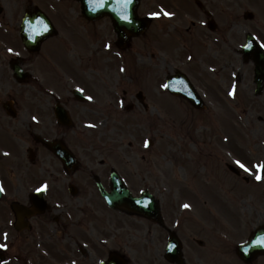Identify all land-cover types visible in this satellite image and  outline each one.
<instances>
[{"label": "rangeland", "instance_id": "obj_1", "mask_svg": "<svg viewBox=\"0 0 264 264\" xmlns=\"http://www.w3.org/2000/svg\"><path fill=\"white\" fill-rule=\"evenodd\" d=\"M195 1L211 9L218 30L199 24L205 15L194 7ZM29 2L44 6L59 25L61 40L50 39L47 45L53 48L51 52L64 53L65 60H60L59 66L63 76L74 72L96 103L95 107L94 103L80 107L81 121H96L93 127L100 130H86L79 142L75 138L82 157L93 162L111 159L112 150L120 153L116 146L121 147L120 154L129 159V186L150 191L161 203L166 226L176 230L182 243L181 264H237L222 239L225 226L233 225L232 232L238 222L264 218V195L259 193L264 173L256 179L257 166L264 165V89L259 95L253 94V65L250 60L243 61L240 53L245 29L263 37L264 42V0H143L139 12L158 15L151 29L125 49L114 45L108 18L86 24L79 19L81 25L75 21L72 23L76 25L71 24V17L79 15L74 0H14L6 3L5 16L12 21V16L21 12L19 5ZM247 11L253 16L245 17ZM164 12L172 15L164 16ZM191 19L197 24L191 25ZM67 46L74 49V56L69 55ZM66 56L73 57L75 63ZM174 68L188 76L205 109L196 110L183 98L166 93L162 78L173 74ZM46 69L49 73L52 67L47 64ZM138 90L146 97V111L137 103ZM20 95L18 116L24 123L28 104ZM130 104L133 108L125 110ZM84 129L82 126V132ZM146 139L152 142L150 148ZM4 140L5 136H0V146ZM237 160L249 171L240 168ZM226 163L236 167L239 175ZM246 176L251 177L250 182L242 180ZM5 203L0 204V242L12 241V247L6 246L7 256H16L11 264H23L24 258L28 264H72L78 253L72 244L47 238L34 242L30 232L24 231L12 239ZM185 204L190 207L185 208ZM195 211V220L201 223L202 218L208 219L209 229L192 222ZM135 218L112 215L104 222L106 231L102 233L116 237L112 249L121 246L129 264H174L164 259L167 232L155 223ZM99 222L98 217L92 219L88 225L92 230L83 227L79 238H86V232L89 237L100 236L95 230ZM196 239L204 240V245L199 246ZM56 244L68 249L65 255ZM75 259L76 264L89 262V257Z\"/></svg>", "mask_w": 264, "mask_h": 264}, {"label": "flooded vegetation", "instance_id": "obj_2", "mask_svg": "<svg viewBox=\"0 0 264 264\" xmlns=\"http://www.w3.org/2000/svg\"><path fill=\"white\" fill-rule=\"evenodd\" d=\"M13 1L6 2L10 4ZM197 5L208 15L202 4ZM6 12V7L0 12V41L12 45V30L16 28L12 26L10 18L5 16ZM14 19L15 14L12 16ZM10 51V48H0V128L7 130L11 142L8 144L4 140L0 147V184L3 193L12 199V204L18 202L23 210L28 209L26 214L31 213L24 216L22 222L27 224L26 232H30L33 241L36 233L44 229L47 219L59 241L78 245L79 232L90 225L91 215L95 216L97 210L98 215L105 214V205L98 208V200L102 195L96 181L99 180L104 189L109 190L113 164L109 160H100L95 166L91 160L82 159L79 146L74 141L75 138L80 141V107L85 103L73 95L64 94L70 90L59 75L56 81L50 80L45 64L48 54L26 52L23 58ZM18 95L28 104V117L24 123L20 119L16 121L19 118L18 111L13 117H9L5 111V108L16 111ZM30 114L39 119L37 124L30 122ZM64 147L72 155L71 159L64 154ZM56 149L60 156L56 155ZM116 150L122 153L121 147L116 146ZM115 153L123 164L122 173L127 176L125 154ZM82 162L88 171L82 169ZM107 163L110 164L108 168ZM48 200L52 203L49 204ZM44 201L45 204L47 201L45 210H39L44 206ZM53 201H58L60 205L53 206ZM10 209L12 211V207ZM12 215L14 228L18 227L15 211H12ZM92 248L96 251L95 247ZM80 254L84 256L82 252Z\"/></svg>", "mask_w": 264, "mask_h": 264}, {"label": "water", "instance_id": "obj_3", "mask_svg": "<svg viewBox=\"0 0 264 264\" xmlns=\"http://www.w3.org/2000/svg\"><path fill=\"white\" fill-rule=\"evenodd\" d=\"M79 1L81 3V9H82L84 16H86L89 19H94L100 15L108 14L112 18L114 25H115V28L118 29L119 34L121 31V34H122L121 39H122L123 43L127 39V34H126L127 32H130L131 34L132 33L136 34L146 27L145 22H140L134 16V2L129 7L130 20H126V19H124V17H126V15L122 12V8L125 4V1H127V0H79ZM24 24H25V21L22 23V37L24 39H27V36H26L27 33L24 30ZM48 28L49 29L47 31H45L46 34H48L49 32L52 31V29L50 28V25H48ZM130 28H132V31H134V32H131L130 30H128ZM40 33H42V32H40ZM43 36L44 35H42V37ZM36 38H38L37 35H36L35 39ZM256 53L258 54V56H260L259 59L262 62V64L264 65L263 53H261L259 51ZM255 74H256V77L258 79L257 80L258 86L260 87L259 82L264 78V67L261 68L260 65H256ZM170 91L172 93H178L174 89H170ZM190 101L193 102L191 97H190ZM115 182H116L115 184H119L118 179H116ZM119 187L121 190V193H120L121 197H119V198L114 197L116 195L115 193H113L112 195H111V193H109L105 196L108 200V203H110L113 207L125 206L126 208H128L132 211H135L137 213L143 214V215H145L147 217H151V218H155L158 215V213L156 212V207L153 203H150L149 208L146 209L147 203L144 204V201H145L144 196H142L141 198H131L128 195L127 191L123 187L120 186V184H119ZM113 190L118 191L116 187H114ZM262 248L264 249V247L259 246V249H262ZM175 249H177V247H175ZM173 254H174V251H173V253L168 252L169 257H171Z\"/></svg>", "mask_w": 264, "mask_h": 264}, {"label": "snow or ice", "instance_id": "obj_4", "mask_svg": "<svg viewBox=\"0 0 264 264\" xmlns=\"http://www.w3.org/2000/svg\"><path fill=\"white\" fill-rule=\"evenodd\" d=\"M163 14L166 15V16H171V15H172V13H170V12H164ZM153 15H158V14L153 13ZM124 19H128V18H127V17H124ZM89 99H91V97H89ZM33 119H35V117H33ZM145 143H146V145H147V141H146ZM236 163H237V165H238L240 168L244 169L245 171H249V169H248V168H247V167H246L241 161L237 160ZM257 167L264 168V165H258ZM256 179H257V180H260V179H261V176H260V175H257ZM0 191H3V188H0ZM37 191H40V189H37ZM184 207H185V208H188V207H190V206L187 205V204H185ZM5 237H6V234H5ZM5 247H6V245H4V244H0V249H3V248H5Z\"/></svg>", "mask_w": 264, "mask_h": 264}]
</instances>
